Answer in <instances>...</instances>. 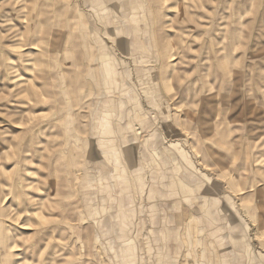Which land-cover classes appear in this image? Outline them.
I'll list each match as a JSON object with an SVG mask.
<instances>
[{
  "label": "rangeland",
  "instance_id": "1",
  "mask_svg": "<svg viewBox=\"0 0 264 264\" xmlns=\"http://www.w3.org/2000/svg\"><path fill=\"white\" fill-rule=\"evenodd\" d=\"M0 264H264V0H0Z\"/></svg>",
  "mask_w": 264,
  "mask_h": 264
},
{
  "label": "crops",
  "instance_id": "2",
  "mask_svg": "<svg viewBox=\"0 0 264 264\" xmlns=\"http://www.w3.org/2000/svg\"><path fill=\"white\" fill-rule=\"evenodd\" d=\"M214 212H216V211H214ZM213 212V213H214ZM196 213L194 214V216H191L190 215V217L188 218V219H183V218H180L179 219V213H177V215H175V220L176 221H181V220H183V222L181 221V225H184V223H190L191 222V220H193L195 217H196ZM210 215V214H209ZM177 225H179V223H177ZM209 230H212V229H209ZM181 231L183 232V231H185L186 232V236H187V239L186 240H184V239H182V238H180L179 236H181V235H178V233H177V235H172V239H173V242H172V244H171V248H172V255L174 254V252H175V248L176 247H186V248H189V246H191L193 243H194V240H195V235H198V233H200L201 231L200 230H198V229H196V228H190L189 226L187 227V228H185V229H181ZM173 232V231H172ZM174 233V232H173ZM172 233V234H173ZM207 235H208V233H207ZM210 235H212V231H210L209 232V236ZM183 253H186V251L184 250L183 251ZM184 256H185V254H184ZM174 258V257H173Z\"/></svg>",
  "mask_w": 264,
  "mask_h": 264
},
{
  "label": "bare ground",
  "instance_id": "3",
  "mask_svg": "<svg viewBox=\"0 0 264 264\" xmlns=\"http://www.w3.org/2000/svg\"><path fill=\"white\" fill-rule=\"evenodd\" d=\"M37 248H41V246L40 245H38V247Z\"/></svg>",
  "mask_w": 264,
  "mask_h": 264
}]
</instances>
